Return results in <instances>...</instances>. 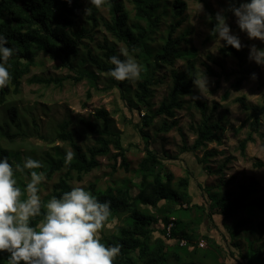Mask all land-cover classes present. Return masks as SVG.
I'll list each match as a JSON object with an SVG mask.
<instances>
[{
    "label": "trees",
    "instance_id": "trees-1",
    "mask_svg": "<svg viewBox=\"0 0 264 264\" xmlns=\"http://www.w3.org/2000/svg\"><path fill=\"white\" fill-rule=\"evenodd\" d=\"M126 1L130 4L131 11L126 9L123 0H106L103 6L107 9V18L99 16L97 9L92 8L91 13L85 14L83 24L77 28L84 0H72L70 4L65 0H0V35L7 39L6 46L14 49L13 56L6 64L12 80L7 87L0 89V106L8 97L20 94L23 81L29 85L61 87L66 80L78 83L86 79L96 90L99 85L105 90H116L123 108L129 113L127 117L123 115V121L130 125L136 134L137 144L142 143L141 150L144 155L139 159L136 168L131 169L127 153L129 146L136 144L129 143L124 146L122 132L105 109H96L92 114L93 119L80 118L78 121L82 129L94 138L93 144L86 148L76 141L69 130L71 121L62 120L57 125L53 137L46 141L48 144L56 141L67 144L75 153V157L71 162H66V152L58 145L52 147V153H43L41 162L45 167L37 171H44L46 180L40 188L57 176L43 200L47 201L53 196L59 198L63 192L70 191L72 182L81 181L85 175L99 168L100 158H107L111 162V171L108 174L110 181L104 187L92 182L86 189L101 202H111L112 217L101 237L107 245H122L121 254L115 264H207L208 257L201 256L197 246L196 241L200 237L197 228L203 218L211 217L212 211L221 216L224 224L242 214L249 220L257 217L255 225L250 223L249 231L252 234L257 230L259 236L253 241L249 240L246 253L241 256L242 264L264 263V243H258L264 234V199L255 197L254 185L240 184L237 190L225 189L227 184L220 181L215 189L206 188L208 206L200 207L192 203L188 191L190 178L193 176L191 171L184 177L176 178L167 169L166 163L177 161L178 156L169 155L166 151L159 153L150 148L155 140L151 132L161 135L177 128L181 133L177 114L184 110L185 98L193 93L195 52L187 50L183 45L189 43L188 30L178 32L186 21V1ZM236 6H239L238 3ZM206 12L213 18L209 22L211 32L215 27L216 13L208 6ZM230 14V11L224 12L226 18ZM99 25L111 40L108 41L103 36L101 43L92 45L95 40L94 31ZM211 38L213 36L209 33L208 39ZM123 52H128L142 65L143 70L140 78L135 80L134 89L131 87L132 81L118 82L107 75L114 67L109 62L110 57L116 55L124 59ZM219 52L222 57L232 56L237 59L238 76L232 86L238 90L247 79L248 71L243 68L244 54L224 41ZM39 56L58 62L60 67L74 70L76 76H30L32 68L37 66ZM178 61L185 62V70L175 69ZM161 68L170 70V86L154 108L152 100L155 88L163 80L156 78ZM207 72L219 77L209 68ZM223 75L228 79L234 73L223 71ZM89 98L90 93L87 92V99ZM235 102L246 113L245 122L249 124L246 137L238 144L240 154L244 155L247 144L253 143L254 135L259 133L261 118L264 116V99L259 105L248 104L243 97L235 99ZM195 107L201 112L198 124L190 127L195 138L189 148L182 138L180 153L202 150L203 154L197 158V163L207 175L214 174L222 178L229 159L225 158L213 169L210 161L221 152L215 149L207 150V146L211 143L217 146L223 144L225 127L221 119H213L211 114L206 115L204 102L196 101ZM7 111L9 122H5L3 127L0 126V137L11 143L22 133L17 108L10 106ZM140 113L142 114L139 118ZM133 115L138 118L135 122L132 120ZM11 126L15 128V132H11ZM4 157H7L13 166L22 163L25 158L19 151L11 152L0 145V158ZM253 166L263 167V164L256 162ZM119 170L124 173L132 172L133 179H123L116 183L113 176ZM17 178L23 188L30 178V173L28 170L23 174L18 173ZM180 212H184L185 216L181 218ZM194 213L198 215L194 216ZM41 218H35L33 226ZM171 218L173 227L168 238L166 227ZM198 218L200 220H197ZM245 220L241 218L234 221L233 227L227 228L228 231L239 232L244 227ZM117 222H121V225H116ZM112 224H115L114 229L105 235L104 231ZM203 238L208 239L206 236ZM181 239L186 241V246L178 245ZM7 259L8 253H0V264H7Z\"/></svg>",
    "mask_w": 264,
    "mask_h": 264
},
{
    "label": "rangeland",
    "instance_id": "rangeland-1",
    "mask_svg": "<svg viewBox=\"0 0 264 264\" xmlns=\"http://www.w3.org/2000/svg\"><path fill=\"white\" fill-rule=\"evenodd\" d=\"M185 1L187 3V8L184 13L186 21L178 32L188 30L187 38L189 39V43L183 45L187 50H193L195 52L193 58L195 78L203 71L209 81L208 91L204 90L200 93L194 86L193 93L185 98L186 104L184 110L179 111L177 114L178 126L181 129V133L177 128L161 135H155L151 132L155 140H153L154 143L150 148L159 153L166 151L169 155L178 156L177 161L166 163L167 169L176 178L184 177L187 175V172L191 171L193 176L190 178L188 191L191 195L192 203L198 204L200 207L207 208L208 206L205 192L206 188L215 189V186L220 181L227 184L225 189L234 190H237L240 184H252L256 189L255 197L264 199V116L261 118L259 133L254 135V142L248 143L245 154L241 155L238 144L246 137L249 131V124L245 122L247 117L246 113L235 102V99L243 97L246 103L259 105L264 99V66L257 65L254 61L248 59L250 47L255 45L258 49H264V42L250 40L246 33L241 32L236 23V17L232 12L227 17V23L231 29V33L238 36L243 45L241 48L245 60L243 68L248 71L246 74L247 79L238 90H235L232 84L238 76V61L232 56H221L219 50L223 45V41H220V43L218 41L216 42L217 37L208 39L210 28L206 12V6L214 13H217L222 9L226 10L229 8L230 4L227 0ZM123 2L126 9L131 11L130 4L126 0H123ZM200 4L203 5L202 11H200ZM87 7H90V5L87 3V0H84L82 16L77 23V28L84 22L85 9ZM97 11L99 16L107 18V9L104 6L97 9ZM94 36L95 40L92 45L101 43L103 36L108 41L111 40L100 25L94 31ZM119 47L122 46L119 45ZM185 67L186 64L184 61H178L175 65V69L179 71L185 70ZM207 68L216 75H219V77L209 75ZM223 71L226 73L233 72L234 75L226 79ZM169 74L170 70L167 68L158 70L156 78L163 80L155 88V96L152 100L154 108L158 106V103L169 89ZM253 74H255L256 79H252ZM32 75L46 78H62L67 75L71 77L76 76L74 70L60 67L58 62L44 59L42 56L37 58V66L33 67L30 73V76ZM131 87L133 89L135 88V81L131 82ZM98 88L96 90L91 87L86 79L78 83L73 80H66L62 83L61 87L55 85L48 87L29 85L26 81H23L20 94L8 97L7 101L0 106V126L2 127L5 122H9L7 109L10 106L17 108V118L20 123V132L22 135L11 143L0 137V145L11 152L19 151L24 157L30 156L40 161H42L44 152H53L51 149L55 145H58L62 151L67 152L70 150L67 144L59 141L48 144L46 140L53 137L57 125L62 120L68 119L71 121L69 130L72 131L76 141L86 148L93 144L94 138L82 129L78 121L80 118L93 119L92 114L95 110L103 108L110 114L116 127L122 132L124 146L126 147L129 143L131 145L136 144L135 146H129L127 153V159L131 163V169H135L139 159L144 154L141 150L142 143L139 142L137 144L138 139L136 134L133 132L131 126L123 121V115L129 116V113L123 108V103L115 89L105 90L102 85H99ZM87 92L90 93L89 99H87ZM191 97L199 98L194 101ZM196 101L204 102L206 105V115L211 114L213 119H221L225 127L223 144L217 146L211 143L207 146V150L215 149L221 152V154L214 156L210 161L213 169H216L225 158L229 159L226 168L223 170L222 178L214 174L207 175L201 165L197 163V158L203 154L202 150L180 153V148L183 144L182 138L185 139L187 148L192 145L195 138L190 127L196 126L201 117L200 110L195 107ZM132 120L134 122L137 121V116L133 115ZM11 130V132H15L13 126H11ZM99 161V168L85 175L81 181L72 182V186L86 188L89 183L97 182L99 187H104L110 181L108 174L111 171V162L107 158H100ZM256 162L262 163L263 167H254L253 164ZM123 179L132 180V172L124 173L122 170H119L113 176V180L116 183ZM56 180L57 176H54L50 182H46L42 186L43 188H40L42 200L48 194V189L50 190ZM212 213L208 219L203 218L199 228H197L200 236L198 241H196L197 246L200 241L206 244L204 248L198 247L200 249V255L208 257L206 259L207 264H242L243 260L241 256L246 253L249 240L253 241L259 236L257 230L252 234L249 231L250 223L253 222V225H255L258 221L257 217L249 220L245 214H242L235 219L227 220L224 224L220 215L215 211H212ZM195 215L197 216L198 214L194 213ZM179 216L181 218L184 217V212H180ZM241 218L246 219L244 227L239 232H229L227 228H232L234 225L233 222ZM197 220H200V218ZM116 225H121V222H117ZM114 227L115 224L110 225L104 231V234L109 233ZM204 236L208 239L203 238ZM259 239V244L264 243V234Z\"/></svg>",
    "mask_w": 264,
    "mask_h": 264
},
{
    "label": "clouds",
    "instance_id": "clouds-1",
    "mask_svg": "<svg viewBox=\"0 0 264 264\" xmlns=\"http://www.w3.org/2000/svg\"><path fill=\"white\" fill-rule=\"evenodd\" d=\"M69 4L72 0H65ZM106 0H87L90 7L99 9ZM230 7L218 11L215 15V27L210 35L217 37L216 42L224 41L240 51L243 45L238 36L231 33L224 11H230L236 17L241 32L250 40L264 42V0H227ZM239 3L237 7L236 4ZM203 5L200 4V11ZM212 21V16L207 17ZM7 39L0 35V89L9 85L12 75L6 67L14 54L7 47ZM113 55L109 62L114 67L107 73L118 82L138 80L142 65L130 55ZM250 61L264 66V49L255 45L250 47ZM54 62V61H53ZM252 79H256L253 74ZM208 78L201 71L193 79V84L201 93L208 91ZM194 101L199 97H191ZM75 153L66 152L65 161L71 162ZM45 165L30 156L15 166L7 157L0 158V253H8L7 264H115L121 254L122 245H107L102 241L101 233L112 217L111 202H101L91 191L82 186H73L57 198L42 200L40 185L46 180ZM28 170L30 178L25 187H21L17 174ZM42 217L33 226L35 218Z\"/></svg>",
    "mask_w": 264,
    "mask_h": 264
},
{
    "label": "built area",
    "instance_id": "built-area-1",
    "mask_svg": "<svg viewBox=\"0 0 264 264\" xmlns=\"http://www.w3.org/2000/svg\"><path fill=\"white\" fill-rule=\"evenodd\" d=\"M173 227V218H171V220H170V222L168 223V225H167V227H166V235H167V237L169 238V235H170V231H171V228ZM186 241L185 240H183V239H181V240H179V242H178V245L180 246V247H184V246H186ZM206 246V244L203 242V241H200L199 243H198V247L199 248H204Z\"/></svg>",
    "mask_w": 264,
    "mask_h": 264
}]
</instances>
